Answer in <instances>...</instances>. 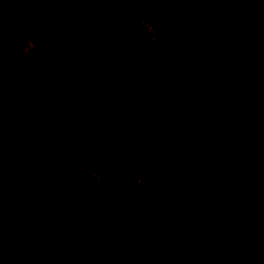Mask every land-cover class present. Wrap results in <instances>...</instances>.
<instances>
[{
  "label": "trees",
  "instance_id": "1",
  "mask_svg": "<svg viewBox=\"0 0 264 264\" xmlns=\"http://www.w3.org/2000/svg\"><path fill=\"white\" fill-rule=\"evenodd\" d=\"M207 4L238 53L264 75V0ZM228 15L257 23H240L239 31ZM0 29L10 33L17 59L33 44L34 65L20 88L1 84L31 99L42 117L36 130L25 120L0 128V264H64L63 252L46 242L59 234L56 224L33 221L48 217V198L28 159L21 160V149L34 140L31 158L52 161V145L40 144L46 136L69 146L59 176L64 207L113 223L103 262L117 256L123 264H167L178 250L184 264H199L208 253L219 264H264V250L244 235L230 237L238 215L221 214L232 199L231 208L258 206L264 221L263 201L217 165L219 156L236 163L264 189V114L188 42L168 0H0ZM93 40V52L67 66L53 90L66 53ZM251 44L260 45V58ZM149 95L135 118V106ZM99 120L112 121L113 132L97 128ZM156 133L155 146L142 142ZM130 138L134 147H113ZM181 145L203 164L201 175L214 179L207 193L181 190V172L173 168Z\"/></svg>",
  "mask_w": 264,
  "mask_h": 264
},
{
  "label": "rangeland",
  "instance_id": "2",
  "mask_svg": "<svg viewBox=\"0 0 264 264\" xmlns=\"http://www.w3.org/2000/svg\"><path fill=\"white\" fill-rule=\"evenodd\" d=\"M241 19L228 15V25L235 24L236 28L242 31L243 27L248 28L250 24L257 23L252 20H245L246 22H244ZM142 22L148 34L154 38L151 25L144 20ZM240 23L242 26L247 25L240 27ZM96 41L93 40L87 43L77 51L66 53L52 79L53 90L59 85L64 69L78 60L83 54L92 53ZM32 46V42H28L17 59L10 33L0 29V128L7 123L25 120L31 129L36 130V127L42 121V117L38 114L35 104L31 99H18L9 87L1 84V82H7L16 88H20L26 73L34 65ZM250 53L255 58H260L262 56L260 45L251 44ZM149 98H151L150 95L145 97L138 106H135L132 113L135 118L143 113L144 102ZM103 125V130L107 133L113 132L112 121L99 120L95 124L97 128ZM159 139L160 135L156 133L149 138L142 139V142L148 146H155ZM134 142V139L130 138L129 141L113 147H134ZM41 143L52 145V161L44 162L31 158L32 152L39 146V143L34 140H31L27 146H23L24 148L21 149L24 157L21 160L28 159L27 164H29L27 168L29 174L39 182L48 198V208L46 211L48 217L43 216L33 221L44 225L46 221L51 219L56 224L57 231L59 232V234L50 233L46 237L48 246L51 249H59L63 252L65 257L64 264H123V261L121 262L122 259L117 256H113V259L109 262L107 260L103 262L101 258L104 235L112 230L113 223L107 218L91 220L88 218V215L84 216L74 210H67L60 199L59 176L62 166L66 163V156L69 150L66 141L60 137L46 136L40 139ZM217 165L229 172L235 182L242 189L246 190L249 195L259 197L264 205V189L259 186L252 174L242 171L236 163L227 161L221 156H219ZM173 168L181 172V190H187L193 186L204 193L210 191L214 179L201 175L203 164L195 160L193 152L189 151L185 145L180 146V163L174 165ZM231 203H233L232 199L221 205L223 217L230 218L232 214L238 215L239 223L233 227L230 237L244 235L254 248L264 250V221L262 220L260 208L255 206L248 209L240 205L231 208ZM7 231L11 232V229L7 227ZM186 261L187 256L184 253L174 250L170 254V257H168L167 264H184ZM199 264L219 263L214 254L208 253L200 258Z\"/></svg>",
  "mask_w": 264,
  "mask_h": 264
},
{
  "label": "water",
  "instance_id": "3",
  "mask_svg": "<svg viewBox=\"0 0 264 264\" xmlns=\"http://www.w3.org/2000/svg\"><path fill=\"white\" fill-rule=\"evenodd\" d=\"M168 3L188 42L208 59L230 89L264 114V75L238 53L207 0H168Z\"/></svg>",
  "mask_w": 264,
  "mask_h": 264
}]
</instances>
